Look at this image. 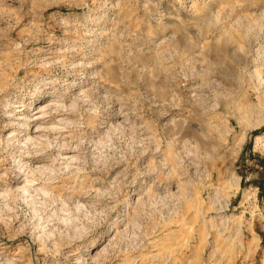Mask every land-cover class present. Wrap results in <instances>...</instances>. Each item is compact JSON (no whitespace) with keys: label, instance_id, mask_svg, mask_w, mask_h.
<instances>
[{"label":"rangeland","instance_id":"obj_1","mask_svg":"<svg viewBox=\"0 0 264 264\" xmlns=\"http://www.w3.org/2000/svg\"><path fill=\"white\" fill-rule=\"evenodd\" d=\"M0 193V264H264V0H0Z\"/></svg>","mask_w":264,"mask_h":264},{"label":"bare ground","instance_id":"obj_2","mask_svg":"<svg viewBox=\"0 0 264 264\" xmlns=\"http://www.w3.org/2000/svg\"><path fill=\"white\" fill-rule=\"evenodd\" d=\"M42 60L45 63L51 62V58L50 57H46V56H44L42 58ZM53 105H54V107H51ZM16 107H14V109L12 111L13 115H11V114L10 115L13 116V117H16L18 115H24V116H20V117L17 118V119H20V120H24V123H22L21 125L22 126L24 125V130H25L26 133L24 135H22V137L19 139L20 142H24V145L29 143V142L42 143L44 141V142L48 143L49 141H51L50 134L53 133L54 131H59L60 132L62 130V128L59 127V124L66 123V120L68 119L67 116H66L68 113L64 109L66 106L58 104V103H56L53 100H51L50 102L47 101L45 103H43V102L41 103L40 102V104H37V106L34 108L35 110L33 111V113L29 112V111H31L30 107H29V110L27 108H25L24 105H23V107L21 109H18V110L15 109ZM49 108H51V109L54 108L56 110V112L61 113L60 116L56 120L52 121L53 123L56 122V124H52V122L47 121V116L46 115L48 114L47 109H49ZM22 110H26V113L21 114L20 112ZM31 125H33V126L31 127ZM16 133H18V132H16ZM16 133L14 131L9 132L8 138L10 140L17 138L18 134H16ZM58 140H60V139H58ZM64 143H65V141L61 143V144H63L62 146L65 145ZM56 144H55V146H57ZM22 145H23V143H22ZM66 145L62 149L59 148V147L56 149V156L59 158V160L68 162V161L74 160V158L76 157V148L77 147H73L72 145L71 146L67 145L68 147H66ZM31 153H35L36 154L37 151H33ZM35 154H33V155H35ZM30 155L31 154H29L26 158H29ZM35 156H37V155H35ZM20 162L21 163L23 162V165H25L27 163L26 161H23L22 159L20 160ZM41 168H43V167L42 166H35V167H33V169H30V171L36 170V169H41ZM26 188H27V186L24 185L22 187L21 186L20 187H16V190L20 191V190H25ZM0 195H1V193H0ZM19 236L27 244L26 246L32 252L36 262L39 261L40 253L36 249V242L34 241V239L31 236H28V235H25V234H22V235H19ZM17 238H19V237L10 238L9 236L0 233V249H2L1 251L8 250V248H10L13 245L14 240L17 239ZM0 254H1V252H0Z\"/></svg>","mask_w":264,"mask_h":264}]
</instances>
